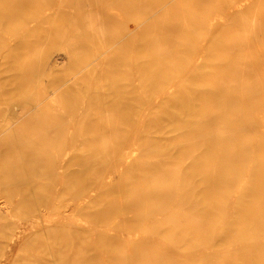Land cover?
<instances>
[{"label":"bare ground","instance_id":"obj_1","mask_svg":"<svg viewBox=\"0 0 264 264\" xmlns=\"http://www.w3.org/2000/svg\"><path fill=\"white\" fill-rule=\"evenodd\" d=\"M261 75L264 0H0V264H264Z\"/></svg>","mask_w":264,"mask_h":264},{"label":"rangeland","instance_id":"obj_2","mask_svg":"<svg viewBox=\"0 0 264 264\" xmlns=\"http://www.w3.org/2000/svg\"><path fill=\"white\" fill-rule=\"evenodd\" d=\"M62 8L70 11V13H75L74 11H76V9H74L75 8L74 6H71L70 4L67 5V3H64L62 5ZM51 26L53 27V25H51ZM51 26L49 28H51ZM75 27L76 26H71V25L69 26L68 25V30L71 31V28H75ZM47 29H48V27H47ZM69 31L67 32V34L63 35V37H62L61 34L58 35V36H56V39H58L59 41L61 40L60 38H62L61 43H63L64 46L60 48V51L62 50V51H64V53H66V51L70 50V48H72V45H73L72 39L70 37L71 32L69 33ZM51 39L52 38L50 37L47 40H51ZM47 40H44L40 44V46L39 45L37 46L38 50H39V47H40V49H44V48H46V47L49 46V44H50L49 42L50 41L48 42ZM97 41H98L97 46L101 45L102 40H97ZM128 51H129L128 54H127V50L125 51L126 52V55L128 57L133 56V54L130 53V50H128ZM87 53L89 54V51ZM91 53L92 52H90V54ZM80 54L81 53H76V54H73L72 56H74V58L77 59V60L78 59H81V58H83L85 60V58L82 56L84 54L83 53L81 55ZM88 54H85L86 55L85 57H87ZM76 55H78V56H76ZM84 60H82V61H84ZM66 63H67L66 64V67L67 68H70V64L68 63V61H66ZM67 71H72V70H68L67 69ZM122 72L125 73L126 70H124ZM250 78L251 77H245V78H243L241 80V83H249L248 81H250ZM257 79H258V80H256L257 82L264 83V75L263 76L261 75ZM259 99L264 103V92H263L262 95L259 96ZM259 116H261V117L264 116V111L261 112ZM248 140L249 141L256 142V141H258V137L256 135H251L248 138ZM71 145H72V142H70L69 140H66V139H62V138H57L55 140L48 141L46 143V146H45V149L44 150H45V152H48L49 155H50V158H49L50 163L52 164L53 162H55L57 165H60V163L63 162L64 159L66 160L67 157H69L68 155H69V152H70ZM82 148H83V146L79 149V151L84 152L85 149H82ZM256 156H254V158H251L250 159L251 161L247 163L248 166H251L252 165L253 161L256 160ZM4 165H5V162L2 161V160H0V166H4ZM79 167L80 166L78 164L72 163V162L69 165V168L70 169H74V170L75 169L77 170ZM56 179H58V177ZM56 179H54V180H56ZM247 180H248L247 177H244L243 178V184L244 185L246 184ZM48 181H51V178L48 179ZM60 181L62 183H64V180L62 178H60ZM52 183H56V181H53ZM62 186H64V184H62ZM57 191H58L57 195H58V197L60 199L61 204H63V205H68V204H71L72 205V204H75V202L78 201V197L77 196L71 195V194L69 195L67 193V191L64 188H62V187H58V190ZM6 194H7V190H5L2 187V185L0 184V199L5 198V195ZM24 217H25V214H24L23 209H17V207H16L15 209H13V210H11L9 212L8 218H1V221L4 223V226L0 227V236H5V237H2L1 239L2 240H7L8 239V236L10 235L11 231L13 230V226L14 225L17 226L18 224L22 223L24 221ZM85 218H88V216L86 214L83 213L82 215H80V214L77 213V216L75 217V219H76L77 222L76 221L75 222L76 223H82V222L83 223H87L88 221ZM78 220H81V222H79ZM165 242L166 241H164V240H160L158 242V244H164ZM94 247H95V249H102L100 247L98 241L96 243H94ZM77 249H78V246H76L75 251ZM15 250H16V247H15ZM2 251L3 250L0 249V256L3 255V252ZM32 253H35L36 256H38L39 253H40V256H43V255H48L47 254L48 253V250L45 247H41V248H38V249L32 251ZM24 257H28L27 246H24V248L21 251V253L16 256V260H15L14 264H21ZM122 258H123V256H122ZM97 264H109L108 263V257L106 256V254H104L101 257V259L98 261Z\"/></svg>","mask_w":264,"mask_h":264}]
</instances>
